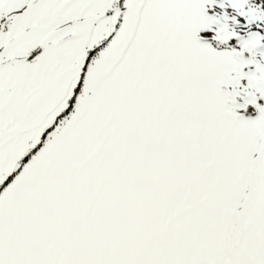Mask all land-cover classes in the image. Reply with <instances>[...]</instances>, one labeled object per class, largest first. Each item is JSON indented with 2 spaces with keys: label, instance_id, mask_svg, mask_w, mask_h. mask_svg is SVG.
<instances>
[{
  "label": "snow or ice",
  "instance_id": "obj_1",
  "mask_svg": "<svg viewBox=\"0 0 264 264\" xmlns=\"http://www.w3.org/2000/svg\"><path fill=\"white\" fill-rule=\"evenodd\" d=\"M0 264H264V0H0Z\"/></svg>",
  "mask_w": 264,
  "mask_h": 264
}]
</instances>
